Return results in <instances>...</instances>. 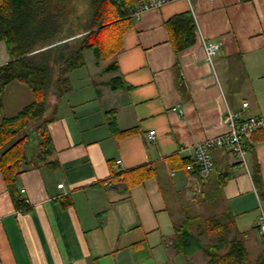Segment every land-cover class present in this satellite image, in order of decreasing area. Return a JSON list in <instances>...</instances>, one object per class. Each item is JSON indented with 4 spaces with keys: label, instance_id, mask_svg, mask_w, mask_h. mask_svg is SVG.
<instances>
[{
    "label": "crops",
    "instance_id": "0c3cea01",
    "mask_svg": "<svg viewBox=\"0 0 264 264\" xmlns=\"http://www.w3.org/2000/svg\"><path fill=\"white\" fill-rule=\"evenodd\" d=\"M183 14L193 19L195 43L177 53L166 23ZM131 20L114 56L117 70L97 83L91 76L97 72L86 67V74L70 76V92L48 104L51 160L58 167L18 175L17 201L0 170V264L193 263L175 253L172 238L203 180L181 162L190 160L195 144L226 133L227 110L264 118V0H177ZM203 41L220 44L213 66ZM9 59L0 42V66ZM111 115L120 131L136 132L113 135ZM246 147L247 170L227 148L211 152L209 182L224 174L229 179L216 200L205 203L227 214L232 236L253 264L264 254L256 226L264 200L250 173L256 161L264 193V131ZM144 165L151 176L127 187L123 177ZM112 172L123 176L108 181Z\"/></svg>",
    "mask_w": 264,
    "mask_h": 264
},
{
    "label": "trees",
    "instance_id": "16d2710c",
    "mask_svg": "<svg viewBox=\"0 0 264 264\" xmlns=\"http://www.w3.org/2000/svg\"><path fill=\"white\" fill-rule=\"evenodd\" d=\"M144 1L0 0V42L5 44L10 58L0 66V95L9 84L18 83L32 96L31 102L13 117L2 115L0 102V170L14 201L18 200L13 192L18 175L32 169L58 167L51 160L54 148L47 131L54 117L39 121L50 100H59L71 91L70 74L85 67L86 52L107 63L106 72L117 70L114 56L120 50L123 36L132 27L130 12ZM166 26L177 53L194 45L195 24L189 14L175 16ZM115 82L116 78L109 82L113 90ZM109 127L120 138L136 132L120 131L113 115ZM190 163L185 159L181 162L185 167ZM250 175L259 197L264 200L256 161L252 163ZM122 176L123 173L112 172L108 181H117ZM150 176L151 170L144 165L130 171L122 181L129 187L143 183ZM209 178L203 180L199 203L215 201L229 175H218L210 182ZM189 212L186 208L182 220L174 226L172 246L176 254L187 259L201 254L206 264H251L242 241L232 236V222L226 213L203 217ZM189 264L193 263L189 261ZM253 264H264V254Z\"/></svg>",
    "mask_w": 264,
    "mask_h": 264
},
{
    "label": "built area",
    "instance_id": "2783aa9c",
    "mask_svg": "<svg viewBox=\"0 0 264 264\" xmlns=\"http://www.w3.org/2000/svg\"><path fill=\"white\" fill-rule=\"evenodd\" d=\"M177 0H145L140 6L130 12L132 19H138L140 15L149 10H157L167 3ZM190 4L191 0H185ZM205 59L208 64L213 66V59L218 54L220 44L202 42ZM244 108L247 103L242 105ZM227 127L225 134L206 139L203 142L195 144L192 148L191 163L186 166L188 172H194L200 180L208 179L214 172V163L211 152L216 149L227 148L235 157L237 163L247 170V147L246 144L254 133L264 131V118L247 117L241 118L237 114L227 110L223 119ZM148 140H154V132L148 134ZM62 184L57 187L62 188ZM199 192V191H198ZM258 230L264 234V209L259 206V214L256 221Z\"/></svg>",
    "mask_w": 264,
    "mask_h": 264
},
{
    "label": "rangeland",
    "instance_id": "374dc122",
    "mask_svg": "<svg viewBox=\"0 0 264 264\" xmlns=\"http://www.w3.org/2000/svg\"><path fill=\"white\" fill-rule=\"evenodd\" d=\"M115 44H116L117 51H118L119 42ZM115 44L113 43L112 45H115ZM84 56H85V67L79 69L82 71L76 70V73H74L75 71H73L72 74H70L71 78H73V76H79L80 74L81 75L86 74L87 70L85 68L88 67L90 74L93 73L92 70L94 72H97L96 74L93 73L91 75L92 78L97 81V83L101 82V80L103 79H106L108 76V72L105 71V67L107 66V63L95 58L91 52H86ZM0 98L5 104L2 107L1 112H2V115L6 117H13L14 115H16L18 111H20L25 105H27L32 100V96L29 90L23 85L18 84V83L12 84L8 91L0 95ZM50 117H51V109L47 108V110L45 111L43 116L39 119V121L48 120ZM199 196H200V192L199 193L194 192V195L191 196L193 197L194 200H192V198L190 197L191 203H193L189 206V211H190L189 213L191 215H202L203 217H211V216L220 215L219 211L221 212L222 209L219 210V206L212 207L211 205H208L206 203L202 205L201 203H199V200H200ZM170 209L172 212H175L176 210L173 204L170 205ZM204 243L207 244L208 242L204 240ZM205 261H206V258L201 256V254H198L193 259V264H206Z\"/></svg>",
    "mask_w": 264,
    "mask_h": 264
}]
</instances>
